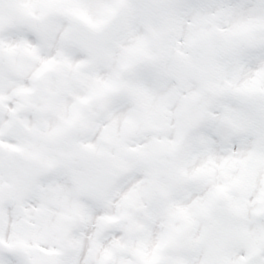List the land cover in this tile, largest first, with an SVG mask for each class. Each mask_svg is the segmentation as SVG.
Wrapping results in <instances>:
<instances>
[{"label": "snow or ice", "instance_id": "6c2138e0", "mask_svg": "<svg viewBox=\"0 0 264 264\" xmlns=\"http://www.w3.org/2000/svg\"><path fill=\"white\" fill-rule=\"evenodd\" d=\"M0 264H264V0H0Z\"/></svg>", "mask_w": 264, "mask_h": 264}]
</instances>
